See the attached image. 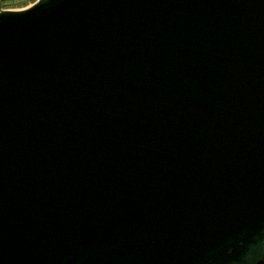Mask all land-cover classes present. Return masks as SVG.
I'll return each mask as SVG.
<instances>
[{"label": "water", "instance_id": "obj_1", "mask_svg": "<svg viewBox=\"0 0 264 264\" xmlns=\"http://www.w3.org/2000/svg\"><path fill=\"white\" fill-rule=\"evenodd\" d=\"M264 0L0 10V264H262Z\"/></svg>", "mask_w": 264, "mask_h": 264}, {"label": "built area", "instance_id": "obj_2", "mask_svg": "<svg viewBox=\"0 0 264 264\" xmlns=\"http://www.w3.org/2000/svg\"><path fill=\"white\" fill-rule=\"evenodd\" d=\"M22 1L26 0H0V10L21 9L32 3L34 0L32 2L28 1L27 4L20 6L19 3H21Z\"/></svg>", "mask_w": 264, "mask_h": 264}, {"label": "rangeland", "instance_id": "obj_3", "mask_svg": "<svg viewBox=\"0 0 264 264\" xmlns=\"http://www.w3.org/2000/svg\"><path fill=\"white\" fill-rule=\"evenodd\" d=\"M28 1L32 2L33 0H26V1H22L21 3H19V5H20V6H22V5H25V4H27V3H28Z\"/></svg>", "mask_w": 264, "mask_h": 264}, {"label": "trees", "instance_id": "obj_4", "mask_svg": "<svg viewBox=\"0 0 264 264\" xmlns=\"http://www.w3.org/2000/svg\"><path fill=\"white\" fill-rule=\"evenodd\" d=\"M263 263H264V262H263ZM263 263H262V264H263Z\"/></svg>", "mask_w": 264, "mask_h": 264}, {"label": "crops", "instance_id": "obj_5", "mask_svg": "<svg viewBox=\"0 0 264 264\" xmlns=\"http://www.w3.org/2000/svg\"><path fill=\"white\" fill-rule=\"evenodd\" d=\"M264 264V263H263Z\"/></svg>", "mask_w": 264, "mask_h": 264}]
</instances>
